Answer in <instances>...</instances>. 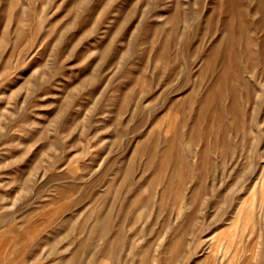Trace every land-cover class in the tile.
I'll list each match as a JSON object with an SVG mask.
<instances>
[{
    "label": "rangeland",
    "instance_id": "obj_1",
    "mask_svg": "<svg viewBox=\"0 0 264 264\" xmlns=\"http://www.w3.org/2000/svg\"><path fill=\"white\" fill-rule=\"evenodd\" d=\"M0 264H264V0H0Z\"/></svg>",
    "mask_w": 264,
    "mask_h": 264
}]
</instances>
